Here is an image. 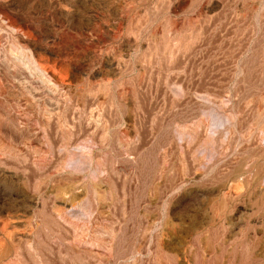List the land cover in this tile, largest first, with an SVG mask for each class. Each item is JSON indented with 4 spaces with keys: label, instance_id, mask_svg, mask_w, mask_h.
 I'll return each instance as SVG.
<instances>
[{
    "label": "rangeland",
    "instance_id": "1",
    "mask_svg": "<svg viewBox=\"0 0 264 264\" xmlns=\"http://www.w3.org/2000/svg\"><path fill=\"white\" fill-rule=\"evenodd\" d=\"M0 264H264V0H0Z\"/></svg>",
    "mask_w": 264,
    "mask_h": 264
}]
</instances>
